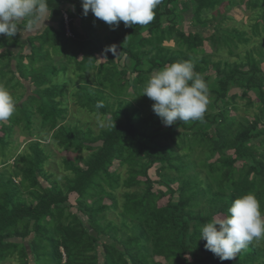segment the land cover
<instances>
[{
  "label": "trees",
  "instance_id": "1",
  "mask_svg": "<svg viewBox=\"0 0 264 264\" xmlns=\"http://www.w3.org/2000/svg\"><path fill=\"white\" fill-rule=\"evenodd\" d=\"M181 1L203 31L179 26ZM223 2L160 0L149 24L120 22L102 37L94 24L104 21L84 16L82 0H47L55 24L0 35V83L16 102L0 122V264H264V239L225 261L200 239L205 223L249 192L264 213V0H239L260 13L248 31L219 22L204 35L203 13ZM255 39L259 45L239 62L205 52L207 40L234 55ZM183 60L207 82L209 103L202 120L165 126L142 88L151 74ZM67 95L76 111L107 126L70 120ZM17 127L29 137L44 132L65 155L53 161L45 136L12 152ZM119 209V223L107 218Z\"/></svg>",
  "mask_w": 264,
  "mask_h": 264
},
{
  "label": "clouds",
  "instance_id": "2",
  "mask_svg": "<svg viewBox=\"0 0 264 264\" xmlns=\"http://www.w3.org/2000/svg\"><path fill=\"white\" fill-rule=\"evenodd\" d=\"M159 4L160 0H82L84 16L91 12L114 28L120 22L125 27L149 24ZM47 11V0H0V35L11 39L23 30H31L34 24L45 21ZM20 21L25 22L24 29ZM109 50L114 52L115 46ZM141 95L154 102L153 112L165 126L202 120L209 103L208 84L189 60L173 62L151 74ZM15 110L13 96L0 83V122L8 120ZM200 239L221 261L234 260L250 243L264 239V213L256 194L249 192L236 198L227 215L214 217L202 226Z\"/></svg>",
  "mask_w": 264,
  "mask_h": 264
},
{
  "label": "rangeland",
  "instance_id": "3",
  "mask_svg": "<svg viewBox=\"0 0 264 264\" xmlns=\"http://www.w3.org/2000/svg\"><path fill=\"white\" fill-rule=\"evenodd\" d=\"M187 1V0H185ZM235 2L233 4H231V2H229V0H224V2L218 6L217 8H219V10L216 11V9L214 10H210L208 12H204L202 15V18H206L208 19V25L205 28V30H207L204 35L208 36L210 35L212 32H214V25L217 23H222L221 27L224 28H231V27H237L241 30H245L248 31L249 30V26H251L252 20L254 19V16L257 14H260L258 10H251L250 8L246 9V5L245 4H240L239 0H234ZM182 1L180 2V4L176 5L177 7H179L181 11H179L180 14H183L184 18L182 19L181 23H180V27L183 28L185 31H191V30H202L200 26H193V22H195L192 18L194 16L193 10L191 8H188L187 10H183L184 5H182ZM213 16H216V19H214ZM59 17H54V16H46L45 21H40L39 23H37L35 26L32 27V29L27 32V33H34L36 31H41L47 24L49 23H56L58 21ZM69 20V19H68ZM79 20L78 18L76 19V23L78 24ZM163 25L168 24V22L166 20H162ZM95 28H97L98 32L100 33V35L103 37L104 35H108L110 34L111 29H113L114 27H110L107 23H96L94 24ZM116 29V27L114 28ZM70 30L69 28H67V35H70ZM260 40L255 39V40H251L249 43L245 44V45H240L238 47V49L236 50V54L232 55L228 52V49L226 48V46H221L218 48V50L216 51L214 49V47L211 46V43L207 40L204 43L205 46V52L206 53H210L212 56V60L217 61V60H228L230 63L233 62H239L240 60H243L244 58V53L245 51H247V49L258 46L259 45ZM168 46L174 47V42L173 41H168L165 43ZM118 53H116L115 55V59H117ZM98 63L104 62L105 61V57L102 54H98ZM120 63H123V61H120ZM262 67L264 68V64L262 65ZM71 70L69 72L72 71V67L70 68ZM211 72V80L213 81L215 79L214 76V72ZM94 75V72L89 74L88 79H91V77ZM72 77V76H71ZM76 81V78H74ZM95 83V82H92ZM72 86L69 87L68 89V93L71 92ZM232 90L233 91H236ZM66 101V105L69 107L70 110V115H68V117H70L69 119L72 121H75L76 119H81L83 121V123H87V125H92V127L95 130H99L103 127H106L107 124H101L100 125V119L99 118H94L92 115L87 114V111L82 110V111H76L77 106L73 104V99L70 95H67L65 98ZM239 103H245V100H241V102ZM36 126H39V124L37 123ZM24 130L20 127L15 128V132L12 134L11 136V149L12 152L15 151H24L27 148V144L30 140L35 139V138H39L41 139V137L45 136V133L42 132L41 134H37V132L39 130H35L34 132V137H29L26 132H23ZM44 131V129H43ZM44 143L46 144L47 150H49L53 155H54V160L55 162H58L59 158H61L62 155H65L63 153L60 152H56V146L53 143H49V136L48 139L47 137L43 140ZM13 160L11 159L10 163L12 164ZM119 171L121 173V175L123 177H125L126 173H125V169L123 168H119ZM153 178V177H152ZM61 180V178H60ZM125 189H120V190H116V194L118 195V197L121 195V193L124 191ZM75 198H76V194L75 193H71L69 194V202L72 204V206L74 207V209H76V204H75ZM121 200V199H120ZM167 200V198H166ZM106 203H109V201H106ZM120 211V209L118 211H107L106 212V216L108 219H113L116 222L119 223V217L117 215V213ZM223 215L219 214L216 218H222ZM8 264H15V261H9L7 262Z\"/></svg>",
  "mask_w": 264,
  "mask_h": 264
}]
</instances>
